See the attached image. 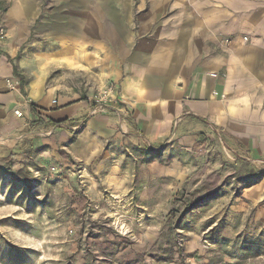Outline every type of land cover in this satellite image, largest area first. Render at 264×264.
Wrapping results in <instances>:
<instances>
[{
    "label": "rangeland",
    "instance_id": "1",
    "mask_svg": "<svg viewBox=\"0 0 264 264\" xmlns=\"http://www.w3.org/2000/svg\"><path fill=\"white\" fill-rule=\"evenodd\" d=\"M59 1L75 0L10 13L28 24L27 64L53 44L43 23ZM189 132L159 147L79 126L0 133V264H264V159L210 126Z\"/></svg>",
    "mask_w": 264,
    "mask_h": 264
},
{
    "label": "crops",
    "instance_id": "2",
    "mask_svg": "<svg viewBox=\"0 0 264 264\" xmlns=\"http://www.w3.org/2000/svg\"><path fill=\"white\" fill-rule=\"evenodd\" d=\"M27 1L1 17L0 133L66 137L79 126L159 147L207 125L236 154L264 159V0L59 1L43 23L53 44L28 64V24L10 15ZM109 82L117 103L91 113Z\"/></svg>",
    "mask_w": 264,
    "mask_h": 264
},
{
    "label": "built area",
    "instance_id": "3",
    "mask_svg": "<svg viewBox=\"0 0 264 264\" xmlns=\"http://www.w3.org/2000/svg\"><path fill=\"white\" fill-rule=\"evenodd\" d=\"M6 35L5 26L2 24L1 15H0V40L3 39ZM117 86L113 82H109L106 87L102 88L98 91V93L93 97L92 101H94L95 106L91 113L99 112L104 109L105 105H109L112 103H117L116 96ZM52 103H55V100H52ZM14 113L17 116L21 115V112L16 109Z\"/></svg>",
    "mask_w": 264,
    "mask_h": 264
},
{
    "label": "trees",
    "instance_id": "4",
    "mask_svg": "<svg viewBox=\"0 0 264 264\" xmlns=\"http://www.w3.org/2000/svg\"><path fill=\"white\" fill-rule=\"evenodd\" d=\"M13 67H14V68H13V69H14V71H16V66H13Z\"/></svg>",
    "mask_w": 264,
    "mask_h": 264
}]
</instances>
